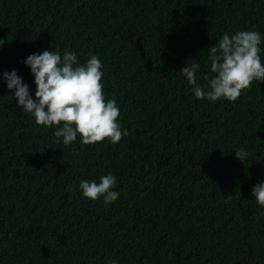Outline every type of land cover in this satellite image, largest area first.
Segmentation results:
<instances>
[{
  "label": "trees",
  "instance_id": "trees-1",
  "mask_svg": "<svg viewBox=\"0 0 264 264\" xmlns=\"http://www.w3.org/2000/svg\"><path fill=\"white\" fill-rule=\"evenodd\" d=\"M249 29L264 33V0H0V77L15 70L35 98L27 56L96 54L128 131L65 146L0 78V264H264V83L213 103L180 71L199 63L205 84L211 46ZM108 173L118 200L81 195Z\"/></svg>",
  "mask_w": 264,
  "mask_h": 264
},
{
  "label": "clouds",
  "instance_id": "clouds-1",
  "mask_svg": "<svg viewBox=\"0 0 264 264\" xmlns=\"http://www.w3.org/2000/svg\"><path fill=\"white\" fill-rule=\"evenodd\" d=\"M4 40H0L3 46ZM264 33L256 30L225 32L218 43L211 46L208 60L210 73L204 74L205 84L198 83L199 63H192L180 71L186 78L197 100L236 102L254 82L264 83ZM34 75L35 98L29 85L15 70L4 71L2 78L23 114L35 119L38 125L54 128L58 143L70 146L79 138L84 145H95L107 140L119 143L128 131L119 121L120 107L113 97L107 99L103 88L104 65L96 54L81 62L75 51L45 50L32 53L24 60ZM236 157L246 161L249 151L240 147ZM117 177L108 173L96 180H81V195L91 201L102 198L105 206L119 199L115 190ZM252 195L264 207V181L254 186ZM109 264H120L111 259Z\"/></svg>",
  "mask_w": 264,
  "mask_h": 264
}]
</instances>
